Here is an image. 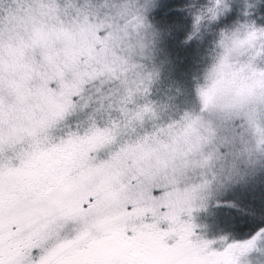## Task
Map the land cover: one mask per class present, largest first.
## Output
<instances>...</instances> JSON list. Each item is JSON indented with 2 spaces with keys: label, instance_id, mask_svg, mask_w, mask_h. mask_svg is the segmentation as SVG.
<instances>
[{
  "label": "snow or ice",
  "instance_id": "snow-or-ice-1",
  "mask_svg": "<svg viewBox=\"0 0 264 264\" xmlns=\"http://www.w3.org/2000/svg\"><path fill=\"white\" fill-rule=\"evenodd\" d=\"M0 264H264V0H0Z\"/></svg>",
  "mask_w": 264,
  "mask_h": 264
},
{
  "label": "trees",
  "instance_id": "trees-1",
  "mask_svg": "<svg viewBox=\"0 0 264 264\" xmlns=\"http://www.w3.org/2000/svg\"><path fill=\"white\" fill-rule=\"evenodd\" d=\"M237 210L228 207H221L219 209H214L211 216L218 222L223 228H227L230 222V218L236 215Z\"/></svg>",
  "mask_w": 264,
  "mask_h": 264
},
{
  "label": "rangeland",
  "instance_id": "rangeland-1",
  "mask_svg": "<svg viewBox=\"0 0 264 264\" xmlns=\"http://www.w3.org/2000/svg\"><path fill=\"white\" fill-rule=\"evenodd\" d=\"M196 222L199 224H205L210 226L206 232L207 238L209 239H211L213 235H215L219 231V229L223 228L218 224L214 217L211 216V214H197Z\"/></svg>",
  "mask_w": 264,
  "mask_h": 264
}]
</instances>
